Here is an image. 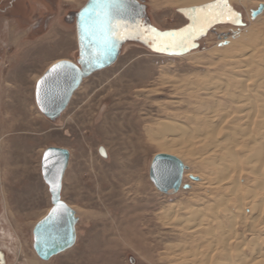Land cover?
Instances as JSON below:
<instances>
[{
    "label": "rangeland",
    "instance_id": "rangeland-1",
    "mask_svg": "<svg viewBox=\"0 0 264 264\" xmlns=\"http://www.w3.org/2000/svg\"><path fill=\"white\" fill-rule=\"evenodd\" d=\"M87 1L0 0L3 264H146L143 245L151 242L143 229L156 232V242L164 240L158 221L145 222L146 204L157 206L153 210L156 215L180 201L182 195L189 198L198 181L192 179L197 175L196 167L184 160L187 170L181 189L175 194L156 189L150 169L154 157L163 151L149 142L146 128L158 130L169 113L183 107L187 97L174 95V79L206 71V66L190 58L228 46L224 36L236 40L247 33L251 20L256 19L252 13L260 7L249 11L252 18L248 20L247 11L233 3L241 10V23L216 27L185 53L157 51L138 41L127 42L116 64L85 79L68 109L56 121H49L37 108L36 84L53 62H77L75 14ZM144 1L157 29L167 31L188 24L180 12L189 8L160 7ZM114 123L121 134L116 138L117 133L112 132L110 139L104 140L101 135ZM128 125H138L139 130L132 134ZM50 147L71 152L62 197L76 212L77 241L70 250L43 261L33 249V230L52 206L41 172L43 153ZM101 149L107 158L101 155ZM136 242L142 246L135 250Z\"/></svg>",
    "mask_w": 264,
    "mask_h": 264
},
{
    "label": "bare ground",
    "instance_id": "bare-ground-1",
    "mask_svg": "<svg viewBox=\"0 0 264 264\" xmlns=\"http://www.w3.org/2000/svg\"><path fill=\"white\" fill-rule=\"evenodd\" d=\"M150 1L187 9L214 0ZM233 2L248 20L252 8L264 6V0ZM240 36H224L228 46L190 58L206 71L174 79V95L187 97L183 107L169 113L158 130L146 128L161 154L190 162L197 173L192 179H198L189 198L182 195L160 213L153 214L157 206H144L145 222L158 221L164 237L156 242V232L143 229L151 242L143 245L146 264H264V11ZM134 130L138 125L128 127ZM120 131L114 123L101 136L110 139L115 132L118 138Z\"/></svg>",
    "mask_w": 264,
    "mask_h": 264
},
{
    "label": "water",
    "instance_id": "water-1",
    "mask_svg": "<svg viewBox=\"0 0 264 264\" xmlns=\"http://www.w3.org/2000/svg\"><path fill=\"white\" fill-rule=\"evenodd\" d=\"M121 3L124 8V14L121 19L126 25V32L118 41H116L115 47L113 48L110 56L107 59H102L100 62H87L92 59L93 53L90 49L88 39L85 38L82 41V34L80 31L81 12L86 7L94 6V0H88L85 6L75 14L78 41V60L76 63L70 60H61L53 65H72L76 71H72L71 69L62 71L53 82L56 91L47 98H43L42 92L41 96L38 97V89L41 88L39 82L45 76L51 75L50 69L53 65L47 69L36 84L35 101L37 108L49 121L54 122L61 117V115L68 108L75 92L81 87L85 79L116 64L121 55L123 46L129 41H134L138 37L140 32V21L138 13L135 11L138 7V2L136 0H121ZM263 10L264 6H260L257 11L252 13V17L256 18ZM50 150H52L55 155L49 159L48 167L46 168L44 157ZM100 153L104 158H107L104 149H101ZM70 159L71 152L68 149L61 147H50L43 153L41 172L43 180L49 188L52 206L47 215L37 223L33 230V249L37 256L43 261H49L52 258L70 250L74 247L77 241L76 225L78 219L76 217V212L63 200L62 197L64 177L68 169ZM186 170V166L177 157L167 154H158L154 157L151 165L150 179L156 189L161 193L175 194L183 185V177ZM53 180H55L58 185V190L55 195H53L51 191V182ZM61 205L64 207L61 209V215L58 222L50 228H47V231L50 234L54 233L57 235L59 240L56 242L49 239V246L45 248L42 243H37L38 234L45 230L41 228V223L49 216V214L53 211V208H60Z\"/></svg>",
    "mask_w": 264,
    "mask_h": 264
},
{
    "label": "snow or ice",
    "instance_id": "snow-or-ice-1",
    "mask_svg": "<svg viewBox=\"0 0 264 264\" xmlns=\"http://www.w3.org/2000/svg\"><path fill=\"white\" fill-rule=\"evenodd\" d=\"M124 14V8L121 0H94V6L86 7L81 12V39L82 41L87 38L89 41L90 49L93 53L92 59L87 61L88 63L100 62L102 59H107L116 41H118L122 35L126 32V25L121 19ZM224 16H230L233 18V22L239 23L236 18V14L228 7L227 0H218V3L210 6L208 9H198L197 14L193 17V26L188 29L187 33H159L155 30H146L152 33V37L158 42L156 47L157 51L168 50L170 48L186 46L188 40L197 34H203L205 29L214 21L220 20ZM177 37H180L177 39ZM71 69L76 71L74 66L67 64H56L50 69L51 75L45 76L40 82L41 88L38 89V97L43 93V98H47L49 95L56 91L54 81L60 75L62 71ZM43 103V100H42ZM55 153L50 150L45 154V167H48L49 159L54 156ZM58 185L55 180L51 182V191L53 195L56 194ZM60 208H53V211L49 216L42 221L41 228L45 229L38 234L37 243H42L45 248L49 246V239L58 242L57 235L50 234L47 228L55 225L61 215Z\"/></svg>",
    "mask_w": 264,
    "mask_h": 264
},
{
    "label": "flooded vegetation",
    "instance_id": "flooded-vegetation-1",
    "mask_svg": "<svg viewBox=\"0 0 264 264\" xmlns=\"http://www.w3.org/2000/svg\"><path fill=\"white\" fill-rule=\"evenodd\" d=\"M138 2V7L135 11L138 13V18L140 21V32L138 37L134 41L141 42L146 44L148 47L152 49H156L158 46V42L155 41L152 37V33L146 30H155L159 33H187L188 29L193 26V17L197 14L198 9H208L210 6L218 3V0H214L212 3L197 7V8H189V10H183L180 13L185 16L188 20V24L179 28V29H169L167 31H161L156 28L149 19L147 14V5L144 0H136ZM233 0H227L228 7L232 10L233 13L236 14V18L239 20V23L233 22V18L230 16H224L220 20L214 21L205 29L203 34H197L193 36L190 40L187 41L186 46L183 48L175 47L166 50L167 52H174V53H185L189 51V49L193 48L195 45L199 43V40L203 39L205 35L210 34V32H215V28L221 25H239L241 23L242 13L241 10L233 4ZM180 37H177L179 39ZM165 51V50H164ZM5 255L2 253L0 254V264L4 263Z\"/></svg>",
    "mask_w": 264,
    "mask_h": 264
},
{
    "label": "crops",
    "instance_id": "crops-1",
    "mask_svg": "<svg viewBox=\"0 0 264 264\" xmlns=\"http://www.w3.org/2000/svg\"><path fill=\"white\" fill-rule=\"evenodd\" d=\"M86 3H87V2H86ZM86 3H85V4H86ZM85 4H84V6H85ZM82 8H83V6H81L79 10H81ZM75 25H76V24H75ZM61 60H66V59H59V60L53 62V64H55L56 62L61 61ZM53 64H51V66H52ZM49 67H50V66H49ZM46 71H47V70H46ZM40 78H41V77H40Z\"/></svg>",
    "mask_w": 264,
    "mask_h": 264
}]
</instances>
